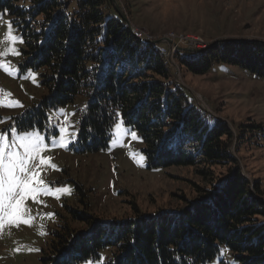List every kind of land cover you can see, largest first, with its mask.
<instances>
[{"label": "trees", "instance_id": "obj_1", "mask_svg": "<svg viewBox=\"0 0 264 264\" xmlns=\"http://www.w3.org/2000/svg\"><path fill=\"white\" fill-rule=\"evenodd\" d=\"M114 9L112 0H0L24 39L23 67L39 70L46 90L16 118L18 130L44 129L49 108L81 94L79 151L107 148L120 118L141 138L148 168L190 165L205 181L220 182L172 212L106 221L69 208L87 226L61 218L42 264H81L103 247L111 248L104 264H207L221 246L239 264H264L263 192L242 172L231 126L188 98L158 44L136 37ZM199 52L193 59V51L178 50L174 58L193 74L222 61L264 80L262 41L220 39Z\"/></svg>", "mask_w": 264, "mask_h": 264}, {"label": "rangeland", "instance_id": "obj_2", "mask_svg": "<svg viewBox=\"0 0 264 264\" xmlns=\"http://www.w3.org/2000/svg\"><path fill=\"white\" fill-rule=\"evenodd\" d=\"M116 2L128 28L136 36L151 42L161 40L155 44L169 58L175 82L185 88L187 97L229 123L237 139L232 151L244 175L258 181L264 200V80L236 64L222 61L214 63L206 73L193 74L175 60L178 48L162 40L171 39L183 50L201 51L220 39L264 42V0ZM9 21L8 13L0 11V42H3L0 51L9 46L5 41ZM12 28L15 35L21 36L13 25ZM15 47L19 55L4 58L15 69L14 74L0 69V102L7 105L10 101H19L22 107L0 105V133H8L10 143L13 129L19 134L38 132L46 145L40 155L48 163L34 171L40 173L38 178L51 185L53 191L69 188L71 192L60 193L59 199L41 193L35 202L28 197L24 207L28 210L25 218L30 219V226L4 221V227L0 228V264H42L40 258L49 245L50 233L61 218L67 217L73 227L85 230L86 222L72 218L69 208L106 221L134 218L140 213L172 212L196 197L199 188H210L211 183L220 182L205 181L190 165L148 168L141 138L136 133L138 139H133L130 133L136 131L124 123L117 129L116 124L123 122L120 118L113 125L107 148L96 152L79 151L77 135L68 143L67 133L78 132L77 122L86 101L81 94L72 103L49 108L44 129L18 130L16 118L38 105L46 90L40 84L39 70L23 67L25 43H17ZM28 70L36 74L35 82L24 78ZM61 125L66 128V147L58 141ZM219 171L217 168L218 176ZM48 213L54 215L49 217ZM99 255L98 259H87L81 264H104L111 255V248L103 247ZM231 255L226 246H221L207 264H239Z\"/></svg>", "mask_w": 264, "mask_h": 264}, {"label": "snow or ice", "instance_id": "obj_3", "mask_svg": "<svg viewBox=\"0 0 264 264\" xmlns=\"http://www.w3.org/2000/svg\"><path fill=\"white\" fill-rule=\"evenodd\" d=\"M12 23L11 21L8 22V32L5 35V41H7L9 46L0 51V69L9 75H13L15 69L4 58L19 55V51L15 45L17 43H24L22 36L14 34ZM55 23L56 20L54 18L53 28L55 27ZM65 45H67V41H65ZM202 55L203 53L201 52H194L191 54V57L195 59ZM35 77L36 74L32 70H28L24 76V78L32 79L33 82H35ZM7 95L10 96V94ZM0 105L22 107L19 101H10L7 105H3V102H0ZM59 111L61 114H64L63 109ZM65 121H67V115H65ZM122 123L116 124V128L120 129ZM125 132H127V129H125ZM59 133L58 141L61 146L66 147L64 143L66 128L63 125L59 129ZM130 134L133 139H138L136 132L133 131ZM12 135L13 139L9 143V134L0 133V228L4 227V221H7L11 225L18 226L19 223H24L30 226V219L25 218L28 210L24 207L25 200L28 197H31L35 202L37 196L41 193L51 194L59 199L60 193L70 194L71 192L69 188H57L53 191L51 185H46L44 181L38 178L40 173L34 171L48 163L40 155L46 145L44 138L38 132L19 134L13 129ZM76 135V133H67L68 143L73 142ZM51 167L55 168V165H51ZM223 183L225 181H221V184ZM46 215L51 217L54 214L48 213Z\"/></svg>", "mask_w": 264, "mask_h": 264}, {"label": "water", "instance_id": "obj_4", "mask_svg": "<svg viewBox=\"0 0 264 264\" xmlns=\"http://www.w3.org/2000/svg\"><path fill=\"white\" fill-rule=\"evenodd\" d=\"M112 2L114 3V7H115L114 10H117V11L119 12L121 18H123V19L126 20L125 16H124V15L122 14V12L120 11L121 9H119V7H118L116 0H112ZM126 21H127V20H126ZM162 40H163V41H166V42L169 43V44H173V45H175V42H173L171 39L163 38ZM160 41H161V40H154V41H152V42H153V43H157V42H160ZM179 49H181V47H179ZM182 49H183V48H182ZM186 50H188V51H193V52H199V51H201V50H199V49H193V48H188V49H186Z\"/></svg>", "mask_w": 264, "mask_h": 264}, {"label": "built area", "instance_id": "obj_5", "mask_svg": "<svg viewBox=\"0 0 264 264\" xmlns=\"http://www.w3.org/2000/svg\"><path fill=\"white\" fill-rule=\"evenodd\" d=\"M142 34V33H141ZM173 38H176V37H173Z\"/></svg>", "mask_w": 264, "mask_h": 264}, {"label": "bare ground", "instance_id": "obj_6", "mask_svg": "<svg viewBox=\"0 0 264 264\" xmlns=\"http://www.w3.org/2000/svg\"><path fill=\"white\" fill-rule=\"evenodd\" d=\"M138 32V31H137ZM140 33V32H139Z\"/></svg>", "mask_w": 264, "mask_h": 264}]
</instances>
